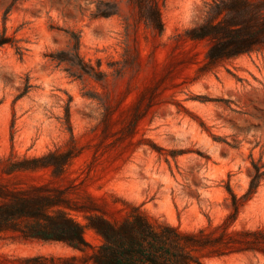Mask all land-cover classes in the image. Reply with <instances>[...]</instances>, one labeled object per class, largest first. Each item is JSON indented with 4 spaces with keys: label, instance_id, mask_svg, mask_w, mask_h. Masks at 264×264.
Masks as SVG:
<instances>
[{
    "label": "rangeland",
    "instance_id": "obj_1",
    "mask_svg": "<svg viewBox=\"0 0 264 264\" xmlns=\"http://www.w3.org/2000/svg\"><path fill=\"white\" fill-rule=\"evenodd\" d=\"M100 2L117 14L94 18L98 6L109 11ZM157 2L162 36L129 0H0V36L11 41L0 48V186L59 189L112 220L134 206L183 231L223 221L231 210L227 185L242 197L253 163L264 165V49L207 65L209 42L185 33L202 22L204 0ZM73 34L82 58L100 64V80L73 79L51 61V54L72 51ZM49 153L72 158L57 174L6 173L11 163ZM258 228L264 179L233 226ZM86 239L100 243L90 230ZM81 255L62 243L0 240V264ZM202 264H264V254Z\"/></svg>",
    "mask_w": 264,
    "mask_h": 264
},
{
    "label": "trees",
    "instance_id": "obj_2",
    "mask_svg": "<svg viewBox=\"0 0 264 264\" xmlns=\"http://www.w3.org/2000/svg\"><path fill=\"white\" fill-rule=\"evenodd\" d=\"M138 10L139 20L160 36L164 33L157 0H129ZM109 11L98 6L94 18L117 14L114 5ZM202 22L187 30V39L209 42L206 64L236 59L264 49V0H204L200 8ZM72 51L49 55L52 62L65 66L69 77L82 80L91 77L100 80L104 72L86 62L79 52L80 40ZM11 41L0 36V48ZM27 93L23 92L17 99ZM67 124L74 138L70 123V109H66ZM72 156L69 153H49L39 158L11 163L7 174L21 171L53 169L60 173ZM254 172L248 191L238 197L231 187L230 212L223 221L197 231H183L178 227L149 218L138 207H131L121 220H112L104 211L92 204H74L66 192L45 186L28 189H10L0 186V240L5 237L22 241L62 243L82 253L81 256L45 257L24 259V264H202L204 258L223 257L233 253L264 254V229H233L241 207L257 192L264 179V165L253 163ZM81 215L84 222L77 219ZM93 231L99 238L98 245L86 239V232Z\"/></svg>",
    "mask_w": 264,
    "mask_h": 264
}]
</instances>
